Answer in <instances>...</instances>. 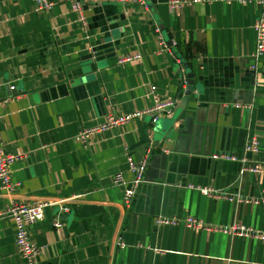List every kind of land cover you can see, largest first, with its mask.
<instances>
[{
    "label": "crops",
    "instance_id": "1",
    "mask_svg": "<svg viewBox=\"0 0 264 264\" xmlns=\"http://www.w3.org/2000/svg\"><path fill=\"white\" fill-rule=\"evenodd\" d=\"M50 1L41 10L35 0H0V136L16 156V186L0 185V210L13 200L57 203L29 228L39 264H264L263 240L228 232L238 224L264 233V205L254 202L264 195V165L242 173L241 161L213 157L264 161L260 5ZM154 94L177 101L173 117L146 115L80 137L109 113L151 107ZM253 136L262 147L248 154ZM149 149L145 182L128 206L115 175L129 181V161L141 163ZM0 264H23L8 217H0Z\"/></svg>",
    "mask_w": 264,
    "mask_h": 264
},
{
    "label": "built area",
    "instance_id": "2",
    "mask_svg": "<svg viewBox=\"0 0 264 264\" xmlns=\"http://www.w3.org/2000/svg\"><path fill=\"white\" fill-rule=\"evenodd\" d=\"M202 0H170L169 6L171 9H178L183 5L190 3L199 2ZM205 1V0H203ZM242 2L250 0H240ZM260 5V13L255 22V31L257 35V47L254 53L256 59L264 57V0H255ZM36 5L41 10H48L51 8L53 3L50 0H35ZM81 7L80 2H74V9L79 10ZM162 47L169 49L168 44L165 40H161ZM140 55L135 57H127L120 60V62L130 61L133 58H140ZM187 78L183 80V86L187 85ZM11 90H15L16 86H10ZM3 100L0 98V103ZM177 101L173 99H164L161 96L154 94V103L151 107L133 111L124 115H115L109 113L105 122L87 128L80 133L82 139L87 138L89 135L100 133L112 128L120 127L133 119H140L146 115H151L154 122H157L161 117H173L174 111L177 107ZM239 106V105H238ZM262 147L261 141L257 137H251L246 145L245 151L248 154L257 153ZM151 150L149 149L144 155V159L141 163H134L129 161V170L132 173V178L127 181L122 173L115 175L116 183H124L126 189L124 191V201L126 205H131L134 198L137 196L141 185L145 182L146 172L148 169V162L150 158ZM214 158H223L228 161H241L242 170L241 172L249 173H260L263 171L264 161H252L247 158H239L236 155H214ZM16 159V156L7 155L3 149V143L0 136V185L7 192L11 193L15 189V184L11 180V165ZM193 187V186H192ZM206 195L213 192V188L198 187ZM74 198V197H73ZM256 204L264 205V195L254 200ZM52 201L45 199H37L32 202H19L13 200L11 204L5 209L0 210V217L11 218L15 223V242L18 252L23 260V264H39V257L41 248L38 243L31 238L29 228L34 225L37 221L43 218L46 207L55 205ZM160 223L167 224H178L179 220L160 218ZM186 224L197 229L205 228L204 222L196 218H188ZM56 227H60L62 224L58 220L54 223ZM232 234H242L246 236L256 237L264 241V233L255 231L253 228H248L243 225L235 224L230 227L229 231Z\"/></svg>",
    "mask_w": 264,
    "mask_h": 264
},
{
    "label": "water",
    "instance_id": "3",
    "mask_svg": "<svg viewBox=\"0 0 264 264\" xmlns=\"http://www.w3.org/2000/svg\"><path fill=\"white\" fill-rule=\"evenodd\" d=\"M191 85H192V81H189V82H188V91H187V94L190 93ZM158 202H159V201H158Z\"/></svg>",
    "mask_w": 264,
    "mask_h": 264
},
{
    "label": "rangeland",
    "instance_id": "4",
    "mask_svg": "<svg viewBox=\"0 0 264 264\" xmlns=\"http://www.w3.org/2000/svg\"><path fill=\"white\" fill-rule=\"evenodd\" d=\"M263 59H264V57H263ZM164 118H167V117H164Z\"/></svg>",
    "mask_w": 264,
    "mask_h": 264
}]
</instances>
